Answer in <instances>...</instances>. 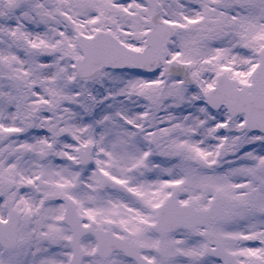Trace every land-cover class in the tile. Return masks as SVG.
I'll return each mask as SVG.
<instances>
[{
	"label": "snow or ice",
	"instance_id": "1",
	"mask_svg": "<svg viewBox=\"0 0 264 264\" xmlns=\"http://www.w3.org/2000/svg\"><path fill=\"white\" fill-rule=\"evenodd\" d=\"M0 264H264V0H0Z\"/></svg>",
	"mask_w": 264,
	"mask_h": 264
}]
</instances>
